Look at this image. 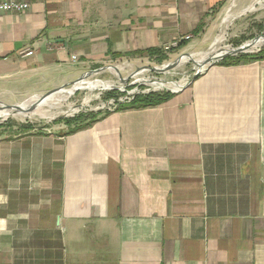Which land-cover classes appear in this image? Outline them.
Masks as SVG:
<instances>
[{"label":"crops","instance_id":"0c3cea01","mask_svg":"<svg viewBox=\"0 0 264 264\" xmlns=\"http://www.w3.org/2000/svg\"><path fill=\"white\" fill-rule=\"evenodd\" d=\"M27 1L0 14V99L206 43L230 1L223 24L238 17L234 0ZM95 117L0 126V264H264V59L219 61L160 105Z\"/></svg>","mask_w":264,"mask_h":264},{"label":"rangeland","instance_id":"374dc122","mask_svg":"<svg viewBox=\"0 0 264 264\" xmlns=\"http://www.w3.org/2000/svg\"><path fill=\"white\" fill-rule=\"evenodd\" d=\"M236 4V8L232 9L231 13L234 16H238L234 18L233 21L229 20L225 24L223 23V19L226 16L227 9L231 5V1L224 7L222 10L221 15L219 16L215 26V32L210 36V39L201 45L194 46V45H187L181 48L173 50L169 55H164L166 58L162 62L157 61L156 57H134V58H122V59H110L107 62L99 67L90 66V69L83 71V74L79 77L86 75L91 71L98 70L99 68H108L112 67L115 68V71H118L120 74V78L116 77L113 73H110L109 69H106L109 72H101L100 74L91 75L82 79L81 83L78 82L73 90H70L66 94L63 91L61 97L54 98V99H46L51 100L54 103H61L64 101L65 97H69L66 103L62 104L60 107H50L46 106L40 102H35L32 104L29 109L31 111H37L42 113L45 117H53L52 120L46 121L45 119H39L38 117H9L7 119L0 118V126H5L6 128H10L9 130L5 131L7 134H12L15 132L13 127L17 126H36V127H52L57 125L55 123L60 122L63 118L64 119H73L81 115H87L93 113L95 116L101 113H105V111L98 110L102 104L109 101L110 99H118L122 96L123 93L120 92L118 89H105L111 87L115 83L116 88H120L122 90L131 91L135 86L133 85L134 82L138 81L136 77H133V73L140 72L144 69H148V73L141 74V78H150L151 80L157 81H165L169 83H176L180 82L186 78L189 80L195 74L199 64L201 61H193V58H187L186 61H180V65L174 67V70L170 71V73H163L152 71L151 69H160L164 64L173 63L177 61L180 57L190 56L192 54L196 55L194 58H198V55L201 53H207L210 51V47L214 40L218 37L220 38V43L214 47L213 51L222 50V46H230L231 48H236L241 46L247 41H250L254 38L264 37V0H234ZM263 2L261 5H258L256 2ZM254 6L255 11L252 12H245L242 15H239L240 12L246 10L247 8ZM254 50V49H253ZM262 50V49H261ZM260 50V51H261ZM227 51V50H224ZM260 51L257 52L255 50L253 53L250 54H240L241 55H257ZM237 56H228L222 61H225L227 58L237 57ZM221 62V61H220ZM119 66V67H118ZM112 70V69H111ZM78 78V79H79ZM77 80L70 81V83L56 88L58 89H70L72 88L73 84ZM94 81V82H93ZM139 82V81H138ZM146 82H149L148 80ZM77 84V83H76ZM80 88L81 90L76 91V89ZM140 91H146L148 86L142 85L138 87ZM76 91V92H75ZM75 92V93H74ZM167 92V91H162ZM48 92H40L35 94H28L22 97H15L10 99H0V105L3 106H19L25 100L30 97L36 96L40 97L45 95ZM115 93L112 97H108V94ZM170 93V92H168ZM74 94V95H73ZM172 94V93H171ZM125 95V94H123ZM140 94L135 96V98L142 96ZM126 104H120L118 106H123ZM31 107H33L31 109ZM79 110L78 113L72 112L70 113L69 108ZM63 115V116H61ZM94 116V117H95Z\"/></svg>","mask_w":264,"mask_h":264},{"label":"bare ground","instance_id":"6f19581e","mask_svg":"<svg viewBox=\"0 0 264 264\" xmlns=\"http://www.w3.org/2000/svg\"><path fill=\"white\" fill-rule=\"evenodd\" d=\"M262 3L263 2H257V4H259V5H261ZM252 11H255V7H253V6L250 8V12H252ZM246 12H249V11H246ZM227 16H229V15H227ZM227 16H226V20H227V18H229ZM226 20H224V22ZM262 41H263V39H259V40L254 41L253 43L247 44L245 46V51L247 50L248 52H252L253 53L255 50H257L259 48V46L261 45ZM224 50H227V51H224ZM231 50H232V48L227 46V47L223 48L222 50L213 51L212 47H211L209 52H207L205 55H200L199 56V59L201 61L199 66L203 65L204 62L207 59H211V58H215L216 59V58H218V57H220V56H222L224 54L229 53ZM182 61H184V60H182ZM180 63L181 62H177L175 67L179 66ZM165 66H163V67H165ZM199 66H198V68H199ZM164 69H166V67ZM172 70H174V67L172 69H170L168 72H170ZM109 71H111L112 73L114 72L111 69H109ZM118 71H120V70L118 69ZM118 71H115V73H117V75L113 73L114 75H116V77H120V74L122 73V71H121V73H118ZM147 71H148V69H144V70H142L140 72H147ZM133 76H137L138 77L139 75H137V73H133ZM139 81H143L144 84L152 86L154 89H158L159 88V89H168V90H172V91L175 90L176 91V90L181 89L184 86V84L188 81V78H186L185 81L183 79L182 81L176 82V83H169V82H165V81H158V82L155 83V82H151L152 80H148L149 82H146L147 79H140V78H139ZM81 82L82 81H80L79 83H81ZM76 85H78V83ZM76 85H74L70 90H73L74 88H76L75 87ZM113 87H115V83H114L113 86L105 88V89H112ZM70 96H72V95H70ZM52 98H53V96L50 95L46 99H52ZM46 99L42 100L40 97L33 96V97H30L27 100H25L19 106L6 107V106H3V105H0V118L7 119L9 117H27V118L38 117L39 119H45L46 121H49V120H52L53 117H45L44 116L45 114L43 115L40 112L31 111L29 109V107L32 104H34L35 102H40V103H42V104H44L46 106H50V107H60L62 104L66 103L68 97H65L64 101H62L61 103H54L53 101L46 100ZM69 110H70L69 111L70 113H72V112L78 113L79 112V110L72 109L71 107L69 108ZM61 116H63V115H61Z\"/></svg>","mask_w":264,"mask_h":264},{"label":"built area","instance_id":"2783aa9c","mask_svg":"<svg viewBox=\"0 0 264 264\" xmlns=\"http://www.w3.org/2000/svg\"><path fill=\"white\" fill-rule=\"evenodd\" d=\"M40 1H44V0H40ZM29 7H30V4L27 0H0V14H6V13L21 14V13L26 12L29 9ZM190 39H191V36H185L183 38L171 41L170 43L164 45V47L162 48V53L165 55H169L173 50L178 49V47L180 46V44L182 42L189 41ZM263 48H264V45L261 43V45L257 49V52ZM23 54L25 57L33 56L32 51H25ZM72 60L76 61V59L74 57H72ZM148 72L149 71H147V72H136V73H137V75L141 76V74L143 75V74H146ZM167 73H170V72H167ZM133 77H136L138 81H139V78L151 80L150 78H141V77H137V76H133ZM138 81L133 83V85L135 87L131 91L122 90L121 86H119L120 88L113 87V89H118V90H120L121 93H123L125 95L122 94V96L119 97L118 99H110L109 101L102 104L101 107L98 108V110L105 111V113H114L117 111V109L119 107L118 105L131 103L135 99V96H138L140 94L147 95L149 93H160V92L164 91L163 89H159V88L154 89L152 86L144 84L143 81H139V82ZM188 81H189V79H188ZM151 82L156 83L158 81L152 80ZM185 84H184V86H185ZM142 85L148 86V89L146 91H140L138 87H140Z\"/></svg>","mask_w":264,"mask_h":264},{"label":"trees","instance_id":"16d2710c","mask_svg":"<svg viewBox=\"0 0 264 264\" xmlns=\"http://www.w3.org/2000/svg\"><path fill=\"white\" fill-rule=\"evenodd\" d=\"M184 44H180V46L178 48L183 47ZM127 57H156L157 56V61L158 62H162L163 60H165V56L164 54L161 52V50H148L146 52H135L129 55H125ZM120 56H117V58H119ZM260 59H264V48L257 54L254 56L251 55H241V56H237V57H232V58H227L225 61H221V64H225V65H238L240 63H247L249 61L252 60H260ZM115 93L112 94H108V97H112ZM173 96V94L168 93V92H160V93H149L147 95H142L139 96L137 98H135L131 103L123 105V106H119L117 111L119 110H124L126 108L129 109H141V108H146V107H150V106H157L160 105L164 102H166L167 100H169L171 97ZM109 114V113H108ZM95 115L93 113L91 114H87V115H81L78 116L76 118L73 119H62L60 122H64L68 125L78 122L82 125L76 127L77 129L80 128H86L89 126V123H92L93 121L96 120V117H94Z\"/></svg>","mask_w":264,"mask_h":264},{"label":"water","instance_id":"95a60500","mask_svg":"<svg viewBox=\"0 0 264 264\" xmlns=\"http://www.w3.org/2000/svg\"><path fill=\"white\" fill-rule=\"evenodd\" d=\"M261 39H263V41L261 42L263 45H264V37H260ZM259 38V39H260ZM258 38H254L250 41H247L245 42L244 44H242L241 46H238L236 48H232V50L227 53V54H224L218 58H211V59H207L203 65L199 66V68L196 70L195 74L193 75V77H191V79L185 84V86H183L180 90H168V89H163L164 91H167V92H170L172 94H176L178 93L179 91L187 88L189 85H191L200 75H202L209 67H211L212 65L218 63L219 61H222L223 59H225L226 57L228 56H237V55H240V54H250L251 52H248L247 50L245 51V46L247 44H250V43H253L254 41L256 40H259ZM177 61H174L173 63H168V64H165L163 66L166 67V69H164L165 67H161L160 69H151L152 71H157V72H163V73H167L170 69H172L173 67H175ZM105 68H99L98 70H95V71H91L89 73H87L86 75L82 76L81 78L77 79V81L74 83H78L80 82L82 79L86 78V77H89L91 75H95V74H98L100 73L101 71H103ZM162 69V70H161ZM167 71V72H166ZM120 78V77H118ZM60 89L58 90H52V91H49L48 93H46L45 95L41 96V99L43 100L44 98L50 96L51 94H54L56 92H58ZM6 107H10V106H6ZM33 107H31L32 109Z\"/></svg>","mask_w":264,"mask_h":264}]
</instances>
